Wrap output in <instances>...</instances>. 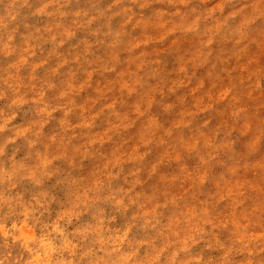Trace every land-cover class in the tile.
I'll use <instances>...</instances> for the list:
<instances>
[{"label": "clouds", "instance_id": "clouds-1", "mask_svg": "<svg viewBox=\"0 0 264 264\" xmlns=\"http://www.w3.org/2000/svg\"><path fill=\"white\" fill-rule=\"evenodd\" d=\"M0 264H264V0H0Z\"/></svg>", "mask_w": 264, "mask_h": 264}]
</instances>
